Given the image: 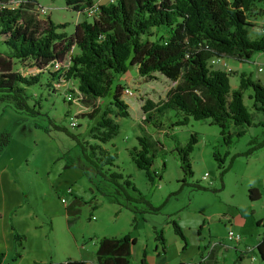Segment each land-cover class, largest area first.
<instances>
[{"label":"trees","instance_id":"obj_1","mask_svg":"<svg viewBox=\"0 0 264 264\" xmlns=\"http://www.w3.org/2000/svg\"><path fill=\"white\" fill-rule=\"evenodd\" d=\"M11 1L0 0V40L8 49V54L0 53V102L16 111L32 117L44 114L40 112V100L26 91L33 85L45 86L50 92L60 91L63 99L65 92L77 90L81 95L78 105L64 101L79 109L82 101L103 98L111 89L114 77L123 75L128 66H134L138 75L146 80L159 74L173 83L161 100L143 99L140 104L142 127L148 123L161 130L160 118L164 113L174 111L181 117L171 122L169 127L184 124L188 119H207L219 128L221 140L228 144L232 134L240 136L243 128L252 124L242 103L243 88H251L252 108L264 111V84L241 76L238 87L231 88L228 73L208 65L213 57L242 62L255 52L264 53V32L250 39L246 30L249 26L247 15L251 10L255 8L264 15V0H114L98 4L97 13L91 18H86L83 11L97 0H63L67 8L84 16L73 25L68 35L58 31L64 24L54 23L47 14L38 16L36 0H16L15 6L8 7ZM159 28H163L165 33L160 34ZM73 47L77 48L76 51L69 54ZM66 57L68 64L65 66ZM13 59L29 62L35 74L23 75L14 70ZM52 63L60 67L51 70ZM43 72L49 75L45 76L44 82L41 80ZM121 90V85L115 84L105 103L81 114V117L93 120L87 130L89 141H80L64 126L50 118L48 121L53 129L74 138L83 158L92 165L96 174L112 184V191L106 196L131 212L130 224L134 227L141 214L156 213L160 205H152L128 178L110 171L113 157L101 146L117 131L113 118L128 116ZM229 126H233L234 131L230 132ZM43 130L48 131L44 127ZM8 137V133H0V149L8 143ZM136 139L138 148L131 149V159L137 168L147 171L156 147L161 144L148 134H141ZM194 142L191 134L185 145L174 148L184 176L191 175L189 153ZM247 145L245 151L232 154L226 164L223 157L213 153L219 169L220 187L222 175L230 168L234 156H247L260 149L264 138L259 141L250 138ZM190 186L205 190L198 183ZM247 198L249 201L257 200V189L247 188ZM78 202L74 199L69 204L72 207L67 208L69 215L78 212ZM168 221L173 233L185 242L180 226L172 219ZM256 224L264 227V219L257 220ZM22 238V235L13 233L15 248L20 246ZM154 240V251L157 254L164 252L162 231L154 232ZM134 242L128 234L97 238L95 263L130 264V247ZM254 249L264 264V229ZM145 255V250H142L140 264H146ZM54 264L84 262L69 258Z\"/></svg>","mask_w":264,"mask_h":264},{"label":"rangeland","instance_id":"obj_2","mask_svg":"<svg viewBox=\"0 0 264 264\" xmlns=\"http://www.w3.org/2000/svg\"><path fill=\"white\" fill-rule=\"evenodd\" d=\"M36 2L37 5L45 8L54 23L64 24L58 31L67 35L72 32L73 25L84 17L67 8L63 0H36ZM247 22L249 23L246 27L247 36L250 39H255L264 32V15L259 14L255 8L248 13ZM158 30L160 34L165 33L163 28ZM76 49V47L71 48L69 54ZM0 53L8 54V49L1 40ZM12 61L13 69L19 73L35 74L36 71L29 62H19L14 59ZM67 61L66 57L63 63L65 66L68 64ZM240 64L241 67L238 61L231 58L225 60L221 58L214 63H211V59L208 61L209 67L222 69L228 73V83L231 88L238 87L241 76L264 84L263 52L253 53L248 60ZM43 74L42 82L45 76H49L44 72ZM115 84H120L122 90L127 88L132 95H125L121 90L122 100L127 104L128 116L113 118L118 126L117 131L107 142L101 144L102 148L113 157V165L109 169L128 178L134 188L152 205H160L156 213L141 214L134 227L130 224L131 212L121 207L123 209L117 215L114 212L116 205L109 203L106 194L112 191V184L96 174L92 165L83 158L79 144L74 138L63 131L53 129L48 121L50 118L54 123L64 126L80 141L83 139L89 141L87 130L93 124V120L81 117V114L89 112L98 104L100 107L105 103L110 98ZM172 85L171 81L159 74H154L153 79L146 80L138 75L134 66H128L122 79L120 76L114 77L111 89L103 98L82 101L79 109L65 102L60 91L50 92L45 86L38 85L27 87L26 91L40 100V112L44 114L32 117L0 102V133L6 132L9 135L8 143L0 149L1 177L4 179L5 175H16L24 189L34 192L35 195L38 191L47 194L56 191L58 196L67 198V204L77 199L78 212L69 215L70 218H75L76 231L87 232L94 227L103 226V233L106 235L120 236L129 232V235L136 239V243L130 247V264L139 263L143 248L152 264H177L178 248L175 249L172 243L169 244L167 255L153 253L149 238L151 226H154L155 231H162V236L165 238V234L167 237L168 234H173L168 221L172 219L185 229L188 243L191 245L196 230L194 221L198 220L202 213L200 211H203L206 221L215 222L212 215L216 211H223L225 205H229L227 209H231L233 205L239 210L233 225L239 227L246 238L250 239L249 233H252L253 226L260 228L261 231L264 229L262 225L254 222L260 215L264 217V145L247 156H234L230 168L222 175V187L213 153L223 157L226 164L232 154L246 150L250 138H255L256 141L263 139L264 111H255L252 108L251 88H243L242 103L250 115L252 124L244 127L240 136L236 137L232 134L228 144L221 140L219 128L209 123L207 119H188L184 124L169 127L171 122L181 117L180 113L174 111H168L160 118L161 130L148 123L142 127L140 104L143 99L148 98L153 102L161 100ZM70 120L75 122V126L69 127ZM43 127L48 131H44ZM228 130L234 131V127L229 126ZM141 134H148L153 139H158L161 144L160 147H156L152 164L147 171L137 168L130 156L131 149L138 148L136 138ZM191 134L195 138L189 153L191 175L184 176L174 148L185 145ZM204 173L207 177L202 179ZM191 183H198L204 186L205 190L193 189ZM248 185H255L253 187L261 192L260 200H248ZM67 186L72 189L69 197L62 193L63 188ZM260 201L261 209L255 205ZM251 204H254V207H251ZM107 206L113 209L109 211ZM39 208L37 206V209ZM220 222L221 219L218 220L221 226ZM220 234L219 236L225 235V231H220ZM88 241L90 242L91 239ZM190 248L191 246L184 254H188ZM228 250L218 249L225 254L220 256L221 253L217 252L215 258L217 262L214 264H239L240 253L231 254L230 249ZM249 254L246 257L250 259L251 256L254 257L252 264H262L255 249ZM249 258L244 264L252 262Z\"/></svg>","mask_w":264,"mask_h":264},{"label":"crops","instance_id":"obj_3","mask_svg":"<svg viewBox=\"0 0 264 264\" xmlns=\"http://www.w3.org/2000/svg\"><path fill=\"white\" fill-rule=\"evenodd\" d=\"M98 1L106 3L105 0ZM238 65L241 67L240 62H238ZM123 77L124 74L120 76L121 79ZM253 186L255 187V185H248L247 188ZM66 188L70 189L67 193L65 192ZM52 193L47 194L38 191L35 195L34 192L24 189L16 175H5L4 179L0 175V254H2L0 264H34L36 262L54 264L63 263L69 258L81 260L84 264H96L95 248L97 238L101 236L120 237L124 234L129 235V232L120 236L106 235L103 233V226L94 227V229L87 232L76 231L74 229L75 218H70L67 213V208L72 209L66 203L67 198L58 196L56 191ZM62 193L67 194L69 197L72 189L67 186L63 188ZM261 195V192H258V200L261 199ZM60 198H63L64 202H60ZM109 203L116 205L114 212L117 215L120 214L123 208L110 200ZM253 205L251 204L250 206L254 207ZM255 205H258L261 209V201ZM37 206L40 208L37 209ZM228 206L225 205L223 211H216L212 215L215 222L213 220L210 222L206 221L203 211H200L202 213L198 220L194 221L196 230L194 241L191 245L188 243L187 233L184 228L180 227L183 230L185 242L181 241L173 232V234H168V237L165 234V250L158 254L154 251L155 229L154 226H151L149 238L153 253L155 255H167L169 244L172 243L175 249L178 248L177 264H190L191 262H197L201 258H204V260L200 264H214V262H217L215 259L217 252L221 253L220 256L225 254L224 251H218V249H227V251L230 249L231 254L240 253L239 264H244L249 258L246 257L247 254H252L262 231L260 228L253 226L251 228L252 233H249L250 239L246 238V235L240 231L239 227H234L233 225V220L235 221L237 215H239V210L233 205H231V209H227ZM107 207L109 211L113 209L111 206ZM263 218L260 215L254 222ZM220 219L221 226L218 223ZM228 229L240 234L241 239L239 242L226 240L224 234L219 236L221 235L220 231H225L226 233ZM14 232L23 236L20 246L16 248L13 242ZM133 238L135 240L134 243H136L135 237ZM89 239H91L90 242L88 241ZM211 244L214 245L209 249ZM189 246H191L190 252L184 254ZM246 248L251 250L247 251ZM142 250L145 249H141V252ZM250 261L252 262L248 264L254 262V257ZM145 262L146 264H152L148 258V253L145 255Z\"/></svg>","mask_w":264,"mask_h":264},{"label":"built area","instance_id":"obj_4","mask_svg":"<svg viewBox=\"0 0 264 264\" xmlns=\"http://www.w3.org/2000/svg\"><path fill=\"white\" fill-rule=\"evenodd\" d=\"M105 1H106V3H112V2H114V0H105ZM98 4H100V2L97 0L92 6L85 8L84 11H83L84 16L86 18L94 17L96 15V13H97V6H98ZM15 5H16V0H13L7 6L8 7H13ZM37 14H38L39 17H42V16H44V15L47 14V11L45 10L44 7L39 6L37 8ZM220 60H221V58H219V57H213V58H211V63H214L215 61H220ZM59 67H60V65H58L57 63H52L49 68L51 70H56ZM123 93L125 95H128V96H131L132 95V93L130 92V90H128L127 88L123 89ZM64 99L66 101H69V102L75 104V105H78L79 104V100L81 99V95H80V93L77 90H75L73 93H71V92H65L64 93ZM69 126L70 127L75 126V122L73 120H70ZM206 177H207V174L204 173L202 175V179H205ZM69 190H70L69 188H66L65 189V192L67 193V192H69ZM59 200H60V202H64V199L63 198H60ZM224 238L226 240H228V241L239 242L240 239H241V236H240L239 233L233 232L232 230L228 229L226 231V233H225ZM213 245L214 244H211L209 246V249L212 248ZM246 250L247 251H250L251 249L250 248H246ZM252 258H253V256H251V259ZM203 260H204V258H201L197 262H191L190 264H198L199 262H202Z\"/></svg>","mask_w":264,"mask_h":264}]
</instances>
